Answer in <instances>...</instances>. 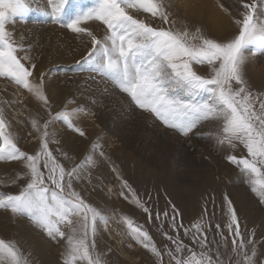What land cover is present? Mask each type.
Listing matches in <instances>:
<instances>
[{"label": "rangeland", "instance_id": "1", "mask_svg": "<svg viewBox=\"0 0 264 264\" xmlns=\"http://www.w3.org/2000/svg\"><path fill=\"white\" fill-rule=\"evenodd\" d=\"M206 1L164 0L170 14L169 24H162L147 13L132 14L157 28L173 26L172 21L176 29L195 32L199 28L205 36L217 41L238 34L234 18H240L239 11L243 10L240 0ZM208 2L209 6L204 5ZM28 3L29 11L12 18L7 28L14 34L16 44L22 46L17 55L27 56L22 62L29 68L35 65L30 79L36 83L43 81L49 106L45 109L26 90L0 78V109L22 151L34 155L39 150L38 135L31 124V120L36 119L41 125L49 122V139L57 141L50 143L49 147L66 169L70 170L89 158L80 172V179H74L72 186L86 203L106 218L107 223H98L94 237L96 253L102 256L105 264H170L166 254L157 260L126 234L125 217L147 231L162 253L174 248L163 233L179 237L183 244L199 251L192 243V232L185 236L184 230L202 221L209 246L215 250L219 245V251L226 254L225 259L228 256L235 259L231 253L235 225L230 234L225 197L236 213L245 242L249 239L255 241L258 264L264 261V201L252 191L241 167L226 159L227 155L248 158L246 149L242 145L235 150L218 146L209 135L216 131L214 121L203 122L188 136H182L165 127L152 114L138 109L112 83L87 70L88 66L83 62L91 50L87 37L78 38L67 28L47 22L46 0H28ZM94 3L95 0H70L65 12L75 14ZM257 4L258 15L264 17V0H257ZM219 5L228 9V13ZM214 9L221 16L229 15V27L224 29L223 35L217 36L207 27L210 11H216ZM84 26L98 39L105 35L106 29L98 21H90ZM20 35L24 36L21 40ZM29 51L34 54H27ZM39 55L45 56V61H40ZM195 68L200 75L208 74L206 65ZM245 78L251 92L264 100V55L248 58ZM206 99V95H200L194 98V102L203 103ZM65 111L74 113L71 122L84 132V136L68 128L63 120L56 119ZM25 171L20 161L0 162V192L17 194L26 183L25 179L8 186L4 184ZM122 182H126L127 187H123ZM133 195L148 208V212L136 206ZM175 213H178L175 216L178 231L169 227ZM76 219L73 217L74 221ZM62 230L68 232L67 227ZM0 238L15 241L29 264H62L65 241L53 240L27 218L13 217L10 212L0 210ZM251 247L249 245V252Z\"/></svg>", "mask_w": 264, "mask_h": 264}, {"label": "snow or ice", "instance_id": "2", "mask_svg": "<svg viewBox=\"0 0 264 264\" xmlns=\"http://www.w3.org/2000/svg\"><path fill=\"white\" fill-rule=\"evenodd\" d=\"M69 2L46 0L47 22L67 28L78 38L90 40L91 50L83 60L88 70L104 77L138 109L152 114L165 127L182 136H188L203 122H216V131L209 135L218 146L235 150L242 145L246 149L248 158L227 155L226 159L241 167L252 191L264 201V100L251 92L245 78L248 58L264 55V17L258 15L257 0L251 3L240 0L243 10L239 11L240 18H234L238 34L225 41L207 37L199 28L195 32L176 29L174 21L168 28L153 27L132 14L147 13L162 24H169L170 14L164 0H95L88 9L66 14ZM219 6L228 13L223 5ZM28 11V0H0V78L23 88L47 109L49 101L43 81L36 83L30 79L35 65L29 68L22 62L27 56L17 55L22 46L16 44L7 28L12 18ZM90 21H98L105 27L102 39L84 26ZM205 65L208 74H198L195 66ZM200 95H206L207 99L195 103L194 98ZM73 115L65 111L56 119L63 120L68 128L84 136V132L72 124ZM31 124L39 139V150L34 155L17 146L0 109V162L20 161L26 169L4 184L26 180L17 194L0 192V210L10 212L13 217L27 218L53 240H64L62 264H105L96 253L94 237L98 223H107L106 218L86 203L72 186L74 179H80L89 158L66 169L49 147L50 143L57 142L49 139V122L41 125L32 119ZM122 186L127 187L126 182H122ZM133 200L137 207L149 211L134 195ZM225 201L230 234L235 225L231 249L235 259L232 256L225 259L226 254L219 251V245L215 250L209 246L202 221L184 230L185 236L192 232V243L199 251L183 244L179 237L163 233L174 248L162 253L149 233L127 217L123 218L128 229L126 234L157 260L166 254L170 264H258L255 241L245 242L231 202L227 197ZM176 215L178 213L173 215L169 225L173 231H178ZM73 217L77 219L74 221ZM62 227H67L68 232ZM249 245L252 246L250 252ZM0 264L29 262L15 241L0 238Z\"/></svg>", "mask_w": 264, "mask_h": 264}, {"label": "bare ground", "instance_id": "3", "mask_svg": "<svg viewBox=\"0 0 264 264\" xmlns=\"http://www.w3.org/2000/svg\"><path fill=\"white\" fill-rule=\"evenodd\" d=\"M190 1V0H189ZM199 2H200V0H198ZM208 1V0H207ZM206 1V2H207ZM189 3V2H188ZM191 3V2H190ZM196 3V2H195ZM195 3H193V4H195ZM204 3H205V1H204ZM199 4V3H198ZM197 4V5H198ZM208 4V6H209V2L208 3H206V4H204V5H207ZM199 5H201V4H199ZM189 6V5H188ZM195 6H196V4H195ZM201 7V6H200ZM189 8V10H191V8L190 7H187V9ZM204 8V7H203ZM261 8V7H260ZM210 9H213V8H211L210 7ZM217 9V8H216ZM216 9H214V10H216ZM263 9H264V7H263ZM219 11H220V9H219ZM261 11V10H260ZM210 13L211 14H209V17H210V19H209V23H207V27H209L213 32L212 33H214L215 35H223V32H225V28H227V27H229V18H227L229 15H223V16H221V14H219V12H218V10H216V11H210ZM230 14V13H229ZM262 16V15H261ZM49 26V25H48ZM47 26V27H48ZM45 27V26H44ZM52 27H54V28H56L55 26H52ZM58 28V27H57ZM60 28V27H59ZM41 29V28H40ZM48 30V29H47ZM59 30V29H58ZM209 30V29H208ZM40 31V30H39ZM45 31H46V29H45ZM44 31V32H45ZM60 31V30H59ZM63 31V30H62ZM16 32V31H15ZM48 32V31H47ZM53 32V31H52ZM61 32V31H60ZM29 33V32H28ZM25 34V33H24ZM27 34V33H26ZM36 34H38V33H36ZM68 34V33H67ZM66 34V35H67ZM14 35V34H13ZM22 35V34H21ZM20 35V40L24 37H22ZM28 35V34H27ZM40 35V34H39ZM44 35V34H43ZM26 36V35H25ZM38 36V35H37ZM46 36V35H45ZM55 36V35H54ZM75 36V35H74ZM27 37V36H26ZM28 37L30 38V36L28 35ZM57 37V36H56ZM40 38H41V35H40ZM44 38V37H43ZM81 39H83V37H80ZM80 39V40H81ZM31 40V39H30ZM35 40V39H34ZM59 40V39H58ZM41 41V40H40ZM85 41V40H84ZM24 42V41H23ZM42 42V41H41ZM62 42H64V41H62ZM30 43V42H29ZM54 43V42H53ZM61 43V42H60ZM85 43V42H84ZM21 44V43H20ZM65 44V43H64ZM35 45V44H34ZM77 45V44H76ZM29 46V45H28ZM30 46L32 47V44H30ZM36 46V45H35ZM35 46H33V48L35 47ZM38 46V45H37ZM89 46V45H88ZM39 47V46H38ZM48 47V46H47ZM40 48V47H39ZM73 48V47H72ZM86 48H88V47H86ZM46 49V48H45ZM79 49L82 51V48H80L79 47ZM25 50H27V48L25 49ZM30 50H31V48H30ZM38 50V49H37ZM77 50V49H76ZM24 51V50H23ZM43 51H44V49H43ZM60 51V50H59ZM71 51V50H70ZM36 52V51H35ZM38 52V51H37ZM84 52V51H83ZM31 53H33L34 54V52H31ZM30 53V51L27 53V54H31ZM40 54H42L41 52H40ZM81 54V53H80ZM83 54V53H82ZM75 56V55H74ZM33 57V56H32ZM31 57V58H32ZM36 58V57H35ZM78 58V57H77ZM33 59V58H32ZM38 59H40V61H45V56H42V55H39V58ZM71 59V58H70ZM59 60V59H58ZM56 61V60H55ZM54 61V62H55ZM72 61V60H71ZM74 61V60H73ZM37 62V61H36ZM51 62V61H50ZM61 62V61H60ZM75 62V61H74ZM46 63H47V61H46ZM44 64H45V62L43 63V66H44ZM48 65V64H47ZM40 68V67H39ZM46 68V67H45ZM41 69H43V68H41ZM40 69V70H41ZM49 69V68H48ZM88 70V69H87ZM50 72V71H49ZM57 72V71H56ZM69 72V71H68ZM53 74V73H52ZM73 74V73H72ZM77 75V74H76ZM59 78V77H58ZM63 78V77H62ZM60 80V79H59ZM91 82V81H90ZM80 84V83H79ZM85 84V83H84ZM90 84V83H89ZM87 85V84H86ZM59 86V85H58ZM91 86V85H90ZM89 86V87H90ZM87 87V86H86ZM60 88V87H59ZM62 88V87H61ZM92 88V87H91ZM95 88V87H94ZM93 89V88H92ZM61 90V89H60ZM89 90V89H88ZM96 90V89H95ZM94 92V91H93ZM62 93V92H61ZM85 93V92H84ZM94 94V93H93ZM91 95V94H90ZM82 96V95H81ZM81 99V98H80ZM79 101V100H78ZM91 101V100H90ZM84 102H85V99H84ZM87 103H89V102H87ZM88 105V104H87ZM91 106V105H90ZM87 107V106H86ZM88 108H89V106H88ZM140 114V113H139ZM142 114V113H141ZM140 114V115H141ZM145 115V114H144ZM86 117V116H85ZM88 121V120H87ZM199 178V177H198ZM121 239V238H120ZM119 239V240H120ZM118 240V241H119ZM120 243H121V241H120ZM133 261V260H132Z\"/></svg>", "mask_w": 264, "mask_h": 264}]
</instances>
